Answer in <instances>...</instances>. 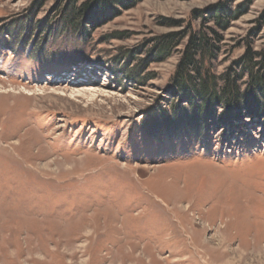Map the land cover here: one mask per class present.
<instances>
[{
    "label": "rangeland",
    "instance_id": "1",
    "mask_svg": "<svg viewBox=\"0 0 264 264\" xmlns=\"http://www.w3.org/2000/svg\"><path fill=\"white\" fill-rule=\"evenodd\" d=\"M66 4L0 0V264H264V112L176 91L194 31L221 36L218 76L264 53V0H139L79 27Z\"/></svg>",
    "mask_w": 264,
    "mask_h": 264
},
{
    "label": "trees",
    "instance_id": "2",
    "mask_svg": "<svg viewBox=\"0 0 264 264\" xmlns=\"http://www.w3.org/2000/svg\"><path fill=\"white\" fill-rule=\"evenodd\" d=\"M79 1L67 0L62 14L63 21L73 27L83 26L86 20L105 19L109 15L115 14L118 8L128 9L139 0H86L81 4ZM210 13L213 14V20L217 26L227 28L230 20L238 16L239 10L234 12L226 5H222ZM210 29L216 35L215 38L208 36L204 30L194 31L190 35L178 66L177 78L180 83L178 84L179 89L176 91H180L185 96H195L202 100L203 104H198V108L203 111L206 110V106L213 110L217 105L225 102L227 114L239 115L244 107L243 110L261 115L264 112V101H262L264 99L254 98L253 94L257 93L262 95L261 98H264V53L253 52L249 49L242 58L241 65H245L243 70L234 75L230 73L222 76L215 75L212 73L209 62L217 58L221 36L213 28ZM163 45L164 48L160 54H165L166 50L172 47V39H167ZM258 69L260 70L258 71ZM246 73L253 86L252 89H249L252 92L250 94L249 91L241 92L239 84ZM250 98L253 99L252 105L251 101L249 102Z\"/></svg>",
    "mask_w": 264,
    "mask_h": 264
}]
</instances>
